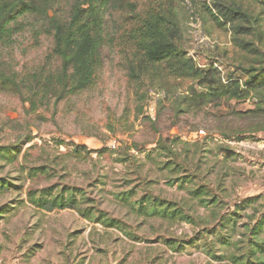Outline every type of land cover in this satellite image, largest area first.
I'll list each match as a JSON object with an SVG mask.
<instances>
[{
  "label": "rangeland",
  "instance_id": "374dc122",
  "mask_svg": "<svg viewBox=\"0 0 264 264\" xmlns=\"http://www.w3.org/2000/svg\"><path fill=\"white\" fill-rule=\"evenodd\" d=\"M131 1L139 9L146 2ZM245 4L257 12L253 0ZM175 5L184 48L198 68L243 84L242 70L261 61L264 42L259 56L244 53L229 31L201 19L199 3ZM70 7L55 0L50 14L66 19ZM104 17L103 64L75 93H54L60 62L36 17L21 16L24 28L2 50L23 93L0 91V264H230L225 256L244 252V225L264 214V167L251 145L264 135V86L242 100H204L205 89L191 79L164 72L134 78L131 46L108 41L129 21L114 10ZM48 78L52 86L42 88ZM198 187L213 204L191 194ZM60 193L74 195V209L45 212L29 200ZM143 195L180 204L194 223L143 215ZM108 220L113 227H105Z\"/></svg>",
  "mask_w": 264,
  "mask_h": 264
},
{
  "label": "trees",
  "instance_id": "16d2710c",
  "mask_svg": "<svg viewBox=\"0 0 264 264\" xmlns=\"http://www.w3.org/2000/svg\"><path fill=\"white\" fill-rule=\"evenodd\" d=\"M54 1L0 0L1 92L19 96L23 93L22 83L2 56V50L11 46L14 35L24 28L19 22L21 16L36 17L39 23L42 22L43 29L40 32L51 37V54L60 62L54 93L61 97L67 93L80 91L93 83L97 71L103 64L102 46L107 41L104 13L107 14L111 10L125 14L126 20L129 21L128 28L122 34L119 35L114 29L108 41L113 45L118 42L122 43L118 44L120 46L124 44L131 46L132 58L136 63L132 64L130 60L128 70L134 78L149 72L157 75L164 72L168 76L191 79L196 82V86L205 89V94H200L204 100L210 95L214 97L225 95L228 98L242 100L251 90L264 86V55L261 61L252 62L248 68L242 70L248 75L243 84L233 76L222 80L215 68L200 70L184 48L175 0H144L146 2L140 9L138 3L131 0H69L71 7L66 19L56 13L50 14ZM189 1L192 4H200L203 21L207 20L216 27L229 31L232 44L240 51L253 56L262 54L264 0H253L257 12L250 4L249 6L245 4L246 0ZM52 80L46 79L42 88L45 86V89L46 87L50 89ZM261 129L264 130V126ZM79 149L88 151L85 145H80ZM221 151L224 157H227V148L224 147ZM39 169L36 168L32 174ZM191 194L202 205L213 204L215 201L214 196L202 197V194H206L202 187L192 190ZM29 200L33 206L45 212L75 208V197L72 194L67 197L61 193L47 197L33 196ZM137 203L138 210L143 215L194 223L193 216L183 206L164 198L143 195ZM256 212L258 211L255 210L254 213ZM250 220L249 225H244L248 231L246 240L243 241L246 237L244 234L239 240L244 244L242 248L244 252L242 254L232 252L225 256L230 264H264V239L259 238V235L264 233V214L254 222L252 217ZM113 226L114 220L105 223L106 228ZM167 242L170 243L169 240ZM179 247L180 244L177 245V249H173L177 251ZM212 257L217 261L222 260L216 255Z\"/></svg>",
  "mask_w": 264,
  "mask_h": 264
},
{
  "label": "crops",
  "instance_id": "0c3cea01",
  "mask_svg": "<svg viewBox=\"0 0 264 264\" xmlns=\"http://www.w3.org/2000/svg\"><path fill=\"white\" fill-rule=\"evenodd\" d=\"M251 145H256V149H257V151L255 152V154L253 155L254 158L256 157V158H258L262 162V160L264 159V156L260 157V155H258L259 154L258 153V150H261L262 151L264 149V146L262 144H260V143H255V144L253 143ZM236 151H238V150H236ZM238 152H240V151H238ZM241 154H245V152H242Z\"/></svg>",
  "mask_w": 264,
  "mask_h": 264
},
{
  "label": "built area",
  "instance_id": "2783aa9c",
  "mask_svg": "<svg viewBox=\"0 0 264 264\" xmlns=\"http://www.w3.org/2000/svg\"><path fill=\"white\" fill-rule=\"evenodd\" d=\"M264 135H263V137H262V142L260 143V141L259 142H257V143H260V144H262L263 146H264ZM241 143V142H240ZM262 164H263V167H264V159L262 160V162H261Z\"/></svg>",
  "mask_w": 264,
  "mask_h": 264
}]
</instances>
